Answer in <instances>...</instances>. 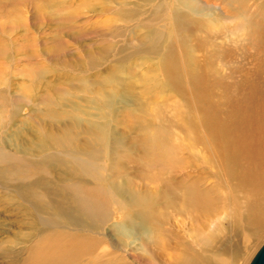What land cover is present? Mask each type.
Instances as JSON below:
<instances>
[{
  "label": "rangeland",
  "instance_id": "374dc122",
  "mask_svg": "<svg viewBox=\"0 0 264 264\" xmlns=\"http://www.w3.org/2000/svg\"><path fill=\"white\" fill-rule=\"evenodd\" d=\"M236 1L0 0V264L251 263L209 126L264 50V0Z\"/></svg>",
  "mask_w": 264,
  "mask_h": 264
},
{
  "label": "bare ground",
  "instance_id": "6f19581e",
  "mask_svg": "<svg viewBox=\"0 0 264 264\" xmlns=\"http://www.w3.org/2000/svg\"><path fill=\"white\" fill-rule=\"evenodd\" d=\"M237 4L242 5L239 2ZM262 5L264 11V1ZM182 17L184 21L189 20L187 14ZM261 24L262 22L260 26ZM261 31H264V28ZM261 33L264 35V32ZM262 44L264 46V40ZM260 46L259 52L262 57L258 55V62L244 71L237 85L234 86L235 89L227 87L226 118L221 116V112L214 110L215 113H210L211 123L209 124L216 139L224 141V146L218 148L219 161L224 164L227 175L237 181L244 193V220L252 224L258 233L264 230V50L260 49ZM195 72L192 75L195 81L198 79L201 82L205 81L203 73ZM224 128L226 132L222 135ZM93 195L82 193L76 198V202L81 207H85L86 211L99 210L100 201ZM184 202L188 205L190 200L187 198ZM118 230L128 237L131 232V229L126 226ZM62 242L64 241L53 240V243L58 246ZM28 261L40 262L39 264H67L70 259L68 255L63 256L58 251L53 252L48 249L37 251Z\"/></svg>",
  "mask_w": 264,
  "mask_h": 264
},
{
  "label": "water",
  "instance_id": "95a60500",
  "mask_svg": "<svg viewBox=\"0 0 264 264\" xmlns=\"http://www.w3.org/2000/svg\"><path fill=\"white\" fill-rule=\"evenodd\" d=\"M250 264H264V244L258 250Z\"/></svg>",
  "mask_w": 264,
  "mask_h": 264
}]
</instances>
